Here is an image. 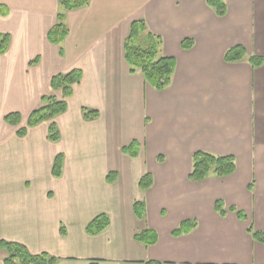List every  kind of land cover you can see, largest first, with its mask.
I'll list each match as a JSON object with an SVG mask.
<instances>
[{
  "label": "crops",
  "instance_id": "obj_1",
  "mask_svg": "<svg viewBox=\"0 0 264 264\" xmlns=\"http://www.w3.org/2000/svg\"><path fill=\"white\" fill-rule=\"evenodd\" d=\"M207 1L91 0L66 13L61 56L48 39L58 0H0V34L10 36L0 56V242L56 264H264V243L249 232L264 234V0H224L223 17ZM136 20L176 60L164 91L130 73L124 44ZM236 46L246 58L227 63ZM252 57L263 64L254 67ZM76 69L82 80L54 121L60 140H49L51 122L18 137L5 117L19 113L25 127L43 98L63 100L52 79ZM84 108L99 117L84 119ZM133 142L138 157L124 151ZM197 152L232 156L236 171L194 182ZM148 174L152 186L142 190ZM100 215L108 229L87 234ZM184 222L195 226L174 235ZM146 231L156 234L154 245L135 239ZM7 257L0 249V264Z\"/></svg>",
  "mask_w": 264,
  "mask_h": 264
},
{
  "label": "trees",
  "instance_id": "obj_2",
  "mask_svg": "<svg viewBox=\"0 0 264 264\" xmlns=\"http://www.w3.org/2000/svg\"><path fill=\"white\" fill-rule=\"evenodd\" d=\"M91 0H58L59 12L57 15V23L48 34L49 42L59 48L60 55H64L63 43L69 35V29L66 25V13L69 11L86 8L90 5ZM208 5L215 10L218 16L226 15L227 6L224 0H208ZM162 39L150 33L147 25L143 20H136L131 24L129 35L124 44L125 59L129 66L132 75L141 73L146 83L157 91H164L170 86L175 70L176 60L172 57H166L161 54ZM10 46V36L0 34V56L5 55ZM193 46L192 40H185L182 43L183 49H190ZM246 58V50L242 46H236L230 49L225 55L227 63H237ZM250 63L254 67H260L263 64L261 58L252 57ZM82 80V71L79 69L73 70L68 74L57 75L52 79L51 85L55 90H61L63 100L59 101L55 98L45 97L42 99L43 105L39 109L33 111L27 119L25 127H21L22 117L19 113H11L5 117V122L11 126L18 127L17 135L24 138L28 130L35 128L44 122H51L49 128V140L58 142L60 133L55 124V119L66 113L68 110L67 98L73 95V87L79 84ZM83 116L86 120H93L99 117V112L96 110L83 109ZM137 144L133 142L128 148H125V153L132 157H138L136 150ZM64 164V156L56 157L53 167V175L56 178L62 176ZM236 171L235 158L232 156H215L206 152H197L193 155L192 170L189 175L190 180L194 182H202L210 176L227 177ZM108 180H114L112 174ZM153 179L150 174L141 178L139 186L142 190H147L152 186ZM135 213L138 219L142 220L145 215V206L142 203H136L134 206ZM217 211L224 215V206L221 202L216 203ZM242 218L243 215L239 214ZM184 222L180 229L174 232V235L188 233L195 225H190ZM110 226V219L106 215L96 217L86 229L87 234L97 236L103 233ZM65 235L64 228L61 229ZM249 232L253 238L261 243H264V234L256 233L253 228ZM135 239L146 245H154L157 242V236L154 232L146 231L137 234ZM0 249L6 250L8 257L5 259V264H56L57 258H54L46 253L40 255H32L28 249L17 243L6 241L0 242ZM157 264V263H147Z\"/></svg>",
  "mask_w": 264,
  "mask_h": 264
}]
</instances>
